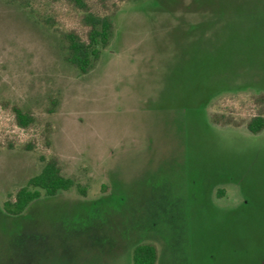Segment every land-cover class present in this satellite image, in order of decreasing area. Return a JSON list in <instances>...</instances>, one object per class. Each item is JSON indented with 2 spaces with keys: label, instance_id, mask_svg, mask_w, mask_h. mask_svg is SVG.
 Segmentation results:
<instances>
[{
  "label": "rangeland",
  "instance_id": "obj_1",
  "mask_svg": "<svg viewBox=\"0 0 264 264\" xmlns=\"http://www.w3.org/2000/svg\"><path fill=\"white\" fill-rule=\"evenodd\" d=\"M258 8L0 0V264H132L142 243L156 264H264V129H247L264 116ZM88 13L113 28L83 74L65 35L87 42ZM50 160L74 186L7 215Z\"/></svg>",
  "mask_w": 264,
  "mask_h": 264
},
{
  "label": "trees",
  "instance_id": "obj_2",
  "mask_svg": "<svg viewBox=\"0 0 264 264\" xmlns=\"http://www.w3.org/2000/svg\"><path fill=\"white\" fill-rule=\"evenodd\" d=\"M68 1L84 8L85 0ZM84 21L90 27L87 42H82L73 34L65 35V60L83 74L93 68L101 51L108 46L113 28L108 17H97L88 13L84 16ZM15 116L21 127H26L30 123L29 116L20 110H15ZM247 129L253 134L261 132L264 129V116L252 118L247 124ZM73 186V181L62 176L57 163L50 160L43 165L36 176L30 178L23 187L15 192L14 200L7 199L3 202L2 209L7 215L18 216L25 211L30 203L42 195L53 197L59 191H68ZM79 191L84 193L82 189ZM157 259V249L150 243H142L132 249V264H156Z\"/></svg>",
  "mask_w": 264,
  "mask_h": 264
},
{
  "label": "crops",
  "instance_id": "obj_3",
  "mask_svg": "<svg viewBox=\"0 0 264 264\" xmlns=\"http://www.w3.org/2000/svg\"><path fill=\"white\" fill-rule=\"evenodd\" d=\"M257 5V4H256ZM259 9V8H258ZM259 10H263L264 11V8H260ZM153 245V244H152ZM155 246V245H154ZM157 249V248H156ZM157 255H158V252H157ZM157 261H158V259H157Z\"/></svg>",
  "mask_w": 264,
  "mask_h": 264
}]
</instances>
